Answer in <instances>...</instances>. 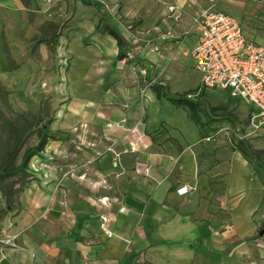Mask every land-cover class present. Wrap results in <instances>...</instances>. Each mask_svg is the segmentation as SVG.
I'll return each mask as SVG.
<instances>
[{"label":"crops","instance_id":"1","mask_svg":"<svg viewBox=\"0 0 264 264\" xmlns=\"http://www.w3.org/2000/svg\"><path fill=\"white\" fill-rule=\"evenodd\" d=\"M29 1L34 8L56 3L53 14L65 12L69 3L78 9L88 3ZM7 2L23 8L21 0H0ZM188 2L195 0H150V22L133 29L106 12L96 21L75 12L63 38L72 60L68 102L47 126L58 139H49L30 160L47 166L21 192V210L7 229L16 242L6 253L8 264H264L263 178L233 148L232 129L203 133L186 108L155 91L162 85L170 95L187 92L175 84L185 71L179 63L188 59L196 70L193 58L181 54L198 37L191 24L197 9L188 12ZM103 17L127 40L125 58H117L115 39L96 27ZM160 20L170 25L159 29ZM161 30L172 36L159 41ZM57 43L53 37L51 44ZM155 43L160 53L152 50ZM37 53L47 56L46 42H39ZM29 64L36 65L29 60L18 67ZM195 85L200 86L199 73ZM202 95L238 100L226 90ZM262 133L264 125L257 131ZM112 142L113 150L106 151ZM131 146L136 151H123ZM184 185L188 190L178 194ZM101 213L109 218L111 237L102 231Z\"/></svg>","mask_w":264,"mask_h":264},{"label":"rangeland","instance_id":"2","mask_svg":"<svg viewBox=\"0 0 264 264\" xmlns=\"http://www.w3.org/2000/svg\"><path fill=\"white\" fill-rule=\"evenodd\" d=\"M21 1L23 3L21 9L9 2L0 3V155L7 147V132L1 125L4 117L22 127L24 131V142L17 162L22 151L37 142L39 127H47L53 120V115L58 110H63L68 102L65 81L72 60L68 56L67 44L63 38L72 27L75 12L95 21L106 12L115 17L117 24L121 23L124 27L133 24L131 29L137 25L141 27L147 25L152 18V15L151 17L147 15L150 0H125L121 5H117L113 0H102L103 3L88 0V3H83L79 9L73 3H69L65 12L58 9L54 14L56 3H40L38 8H34L29 0ZM206 1L188 2L187 11L192 12L200 6L203 7ZM217 4L222 10L240 19L247 38L264 46V0H218ZM130 11L133 16L128 14ZM157 25L159 29H165L170 25V21L160 20ZM137 34L139 33L136 32L135 35ZM53 37L58 42L55 46L51 44ZM41 41L46 42L48 52L43 59L37 53V46ZM29 60L34 61L36 65L18 67L27 64ZM179 64L185 71L180 77L181 81L175 84L180 86V89H188L187 92L191 95L189 98L199 102L202 132L213 134L221 127L229 129L240 127L241 133H246L247 104L239 100L226 101L202 94L196 95L195 82L198 73L188 59ZM163 66L164 63L161 64V67ZM76 68L73 67L72 71ZM19 73L23 74L22 78H17ZM172 83L175 86L174 82L169 81L170 85ZM165 90L168 91V87H165ZM165 99L163 104L168 105L169 102ZM162 110L165 109L162 107ZM247 141L256 149H264L263 133L249 135ZM40 155L41 152L38 156ZM29 163L27 176L11 177L7 182L5 196L0 192V264H8L9 258L6 253L16 244L8 235L7 229L21 210V192L32 180H39V176H42L41 171H33ZM253 168V172L264 180V170L259 167ZM7 239L9 242L5 243L4 240Z\"/></svg>","mask_w":264,"mask_h":264},{"label":"built area","instance_id":"3","mask_svg":"<svg viewBox=\"0 0 264 264\" xmlns=\"http://www.w3.org/2000/svg\"><path fill=\"white\" fill-rule=\"evenodd\" d=\"M176 7L168 6L169 11ZM191 24L198 31L197 42L190 50L182 49L181 54L190 55L194 60V68L200 74V86L196 95L209 90H226L233 99L244 101L251 106L247 115V132L242 134L240 127L232 129L237 139L254 135L264 125V46L247 38L238 19L230 14L215 9L214 0H209L206 7L197 10L191 17ZM130 28V26H128ZM182 34H187L183 31ZM172 36L170 30L158 32L157 39L164 41ZM178 37L177 40L179 39ZM152 50L160 53L158 43L152 45ZM176 58V51L170 59ZM144 74V70H142ZM154 79L146 82L150 86ZM144 90L142 95L144 96ZM191 95L187 94L186 97ZM210 137H206L208 140ZM112 142L106 151L113 150ZM124 152L136 151L135 146L123 150ZM33 171H39L47 166L45 163L30 165ZM148 168L142 170L147 174ZM83 177V176H82ZM105 183V181H102ZM188 190L186 185L178 187L176 192L183 194ZM104 201V200H103ZM100 225L107 237L113 236L108 227L109 218L106 214L99 215ZM4 242H9L8 239Z\"/></svg>","mask_w":264,"mask_h":264},{"label":"trees","instance_id":"4","mask_svg":"<svg viewBox=\"0 0 264 264\" xmlns=\"http://www.w3.org/2000/svg\"><path fill=\"white\" fill-rule=\"evenodd\" d=\"M217 2L218 0H214V5L216 10L225 12L227 14L236 17L235 15L222 10L218 6ZM208 4H209V0H207V3L203 7H206ZM237 19L244 32L243 25L241 24L240 19L239 18ZM102 21L103 23H101V25L97 24L96 27L100 28L102 32L108 33L115 39L116 44L118 46L117 58L118 59L125 58L126 53L123 51V48L127 46V40L122 35V33L117 29V27L113 25L108 19L103 17ZM128 26L132 28L133 24H127V27ZM157 87H160V89L155 87V91L158 96H163L172 104L186 108L189 117L196 124H198L200 128H202V124L200 123L198 101L186 97L188 92L179 94L177 96H171L166 92L165 88L162 85H158ZM1 125L6 129L7 132L6 135L7 147L5 151L0 155V192L5 196V190L7 188V182L9 181V179L16 175L20 176L21 178L27 176V166L30 159L33 156L38 155L40 152H42L49 139L57 140L58 137L55 134L50 133L47 127H39V129L37 130V142L34 145L26 147L22 151L20 155V159L17 162L16 161L17 156L19 155L24 142L23 128L17 126L16 124H14V122L4 117L2 119ZM232 136L234 137L233 148L239 151V153L247 161V164L249 165L251 170L254 169L253 167H259L264 170V149L254 148L250 143H248L247 138L237 139L233 135V132H232Z\"/></svg>","mask_w":264,"mask_h":264}]
</instances>
